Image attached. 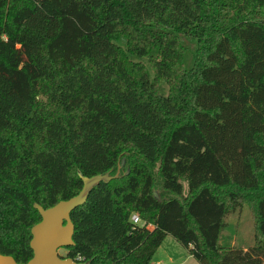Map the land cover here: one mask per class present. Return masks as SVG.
Masks as SVG:
<instances>
[{
	"label": "trees",
	"instance_id": "obj_1",
	"mask_svg": "<svg viewBox=\"0 0 264 264\" xmlns=\"http://www.w3.org/2000/svg\"><path fill=\"white\" fill-rule=\"evenodd\" d=\"M105 171L65 256L151 264L170 234L264 264V0H0V253L25 262L32 203ZM242 204L253 243L221 244Z\"/></svg>",
	"mask_w": 264,
	"mask_h": 264
},
{
	"label": "water",
	"instance_id": "obj_2",
	"mask_svg": "<svg viewBox=\"0 0 264 264\" xmlns=\"http://www.w3.org/2000/svg\"><path fill=\"white\" fill-rule=\"evenodd\" d=\"M81 179L79 190L54 204L42 207L36 202L32 205L39 213V220L30 226L29 247L31 256L23 263H18L6 253H0V264H84L69 256L58 253V248L71 245L73 224L69 213L75 206L81 204L87 197L92 186L98 181L107 182L117 176V171L109 174L95 173L90 176L78 173Z\"/></svg>",
	"mask_w": 264,
	"mask_h": 264
},
{
	"label": "rangeland",
	"instance_id": "obj_3",
	"mask_svg": "<svg viewBox=\"0 0 264 264\" xmlns=\"http://www.w3.org/2000/svg\"><path fill=\"white\" fill-rule=\"evenodd\" d=\"M226 221L227 224L219 239L221 244L245 249L253 243L252 219L250 209L246 204L236 207L233 212L227 215ZM58 253L64 255L65 249L58 248ZM155 261H159L161 264H200L170 234H166L154 251L150 263L154 264Z\"/></svg>",
	"mask_w": 264,
	"mask_h": 264
},
{
	"label": "built area",
	"instance_id": "obj_4",
	"mask_svg": "<svg viewBox=\"0 0 264 264\" xmlns=\"http://www.w3.org/2000/svg\"><path fill=\"white\" fill-rule=\"evenodd\" d=\"M129 218L134 223H142V220L138 217V215L135 212H131ZM147 225L150 227L149 224ZM154 264H161V263L159 261H155Z\"/></svg>",
	"mask_w": 264,
	"mask_h": 264
}]
</instances>
